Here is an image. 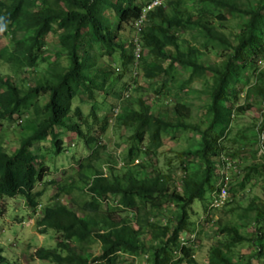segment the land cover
<instances>
[{
	"label": "trees",
	"instance_id": "obj_1",
	"mask_svg": "<svg viewBox=\"0 0 264 264\" xmlns=\"http://www.w3.org/2000/svg\"><path fill=\"white\" fill-rule=\"evenodd\" d=\"M151 2L0 0V34L15 36L12 43L0 47V62L16 66L18 77L27 75L21 83L33 85L22 87L0 77V218L6 213L7 202L18 197L37 212L44 194V189H37L41 185L55 186L60 196L68 197L76 207L47 206L36 220L43 233L50 231L57 236L56 249L40 248L33 253L31 258L41 264H122L124 259L143 261L147 254L148 264H198L194 249L182 248L178 237L182 232L195 231L196 202H204V210H208L207 197L220 180L216 172L221 158L235 161L243 150L237 142L243 145L248 140L244 132L249 128L239 129L240 141L236 137L232 139L236 145L227 144L231 143L228 134L237 129L232 126V117L244 115L259 102L264 104V68L259 65L264 61V0H166L138 24ZM228 19L240 22L238 34L222 30ZM190 29L196 32L192 35L198 42L184 43L181 49L179 33ZM19 34L21 39H16ZM133 37L143 40L145 48L138 59H134L130 46ZM51 41L59 49L54 59L47 52ZM211 52L218 53V61L208 66L202 62H207L204 57ZM108 62L109 67L105 66ZM111 62L120 63V73ZM41 63L47 65V71L36 79L34 73ZM134 66L138 70L135 79ZM243 74H248L245 83ZM127 76L134 79L139 92L146 93L128 99L115 118L114 112L121 107L117 84L125 82ZM250 78L253 82L249 84ZM197 81L203 89L193 88ZM240 84L248 87L245 103L238 106L240 92L231 88ZM165 97L174 102L170 113L162 111L165 102L160 98ZM185 97L200 102L204 120L191 122L194 107L185 103ZM251 97L259 101L250 104ZM73 101L90 106L89 114L83 117L78 107L71 115ZM18 118L34 126L29 129L24 125L20 138L15 139L17 149L8 152L6 138L11 140L8 132ZM78 120L85 124V132ZM114 120L134 131L126 154L129 162L120 175L113 169L105 173L99 164L105 147H99L97 136L107 134ZM172 131H190L201 139L196 149L181 155V161L185 165V159L196 157L206 168L204 174L200 169L190 174L180 186L170 175L147 173L149 156L158 151L152 146L143 148L145 134L151 145H156L171 137ZM257 131L263 147L264 123ZM74 134L89 154L75 157L72 173L61 181L47 182L50 170L46 162L53 154H69L77 145L65 147L64 138ZM46 142L50 145L40 147V153L34 155L35 144ZM261 151L264 155L263 148ZM136 159L139 164L134 166ZM260 170L251 167L237 175L245 176L246 183ZM169 203L178 210L176 215L163 212ZM253 212L257 214L256 241L260 245L257 254L264 257L263 212L252 202L237 216L245 226L243 219ZM159 213L168 220L167 227L151 222ZM206 218L233 243L226 251L211 248L208 264H234L232 249L245 242L238 226L223 225V219L214 220L213 215ZM96 246L101 250L98 256L93 252ZM1 255L0 262H4ZM258 256L252 255L246 264H253Z\"/></svg>",
	"mask_w": 264,
	"mask_h": 264
},
{
	"label": "rangeland",
	"instance_id": "obj_2",
	"mask_svg": "<svg viewBox=\"0 0 264 264\" xmlns=\"http://www.w3.org/2000/svg\"><path fill=\"white\" fill-rule=\"evenodd\" d=\"M241 2L242 0H237ZM245 1V0H244ZM193 7V6H191ZM196 9V7H195ZM238 20L235 19H228L226 22L222 24V30L224 32H231L233 31L234 34H238L240 32V22L238 23ZM191 30V29H190ZM192 31V32H191ZM184 33H179L180 36L178 38V46L182 49L184 47V43L188 44H195L198 42L194 38L193 35L196 34L195 31L191 30ZM181 32V31H180ZM194 33V34H193ZM193 34V35H192ZM22 34H19L16 36V39H21ZM131 37V36H130ZM129 37V39H131ZM13 39L15 40V36L10 37L8 34L4 35L3 33L0 34V47H5L12 43ZM197 41V42H196ZM54 42V41H53ZM49 48L47 50L49 57H52L54 59L56 53H58L59 49L53 46V43L49 44ZM189 47V45H186ZM57 57V56H56ZM204 59L207 62H202L208 66H213V62L218 61V53L211 52L210 54H207V57H204ZM204 60V61H205ZM110 61V60H108ZM201 61V59H200ZM64 62V61H63ZM211 64V65H210ZM110 65H113L112 62ZM109 67V62L107 65ZM117 72L120 73V63L116 64L115 66ZM16 66H9L7 64H4L0 62V77L1 78H7L11 81H13L16 84L23 86H31L32 84H29V82H22L27 75H20V71L17 69ZM47 71V65L45 63H41L36 73H34L36 79L38 77H42L44 73ZM248 74H251L250 72ZM243 74V83L248 79L247 75ZM186 77L185 79H188V74H184ZM124 83H131L132 79L127 76ZM168 85L170 86V82L168 80H165ZM253 82V79L250 78L249 84ZM135 85V84H134ZM247 84H240L237 85V87H232L231 90L233 91H239L240 92V98L238 102V106L243 105L245 103V96H246V88ZM171 88V87H169ZM194 89H203V86L200 84L199 81L196 82V84L193 85ZM129 90V89H128ZM127 90V91H128ZM125 90H123L124 92ZM139 86H136V88L129 91V97L127 99L135 100L139 98L140 93H146V91L139 92ZM243 91V92H242ZM121 93V95L123 94ZM174 93L171 94L170 98L173 96ZM125 96V100L120 101V99H123ZM120 97V105L121 110L122 107L125 106L127 103L126 95ZM160 100H164L165 102H169L168 105H165L162 111L170 113L169 108L173 106V101H171L168 97L160 98ZM192 101L190 97H185V103L192 105L194 108L192 109L191 113V122L192 123H199L201 122V119H205L203 116L205 111L202 108V106H198L200 102H190ZM257 99H254L253 97L250 98V104L256 103ZM161 102V101H160ZM202 103V102H201ZM262 102L257 103L254 107H252L250 110H248L244 115L242 116H234L232 117L233 122L232 126L237 129H233L232 133H229L228 137L231 140V143H227L229 145H236L233 143L232 139H235L238 137V140L240 141V137L242 135L240 130H246L244 134L248 136V140H246V143L243 145L240 144V142H237L238 146H241V152L237 156V163L240 167V170L245 171L247 168H261L259 171V174H254L253 178L244 183V177L242 176L238 177L237 175H231L232 178V184L235 185L234 189L230 192L231 197V203L230 205H227L225 208H223L222 212H213L214 220L217 218H222V224L225 225H236L238 226L239 232L242 234V236L245 238V242L242 244H237L233 247L232 251L235 255L234 257V264H246L249 258L252 255L258 256L257 253H259V243L256 241L257 238V223H255V220H257V214L255 212L249 213L246 219L244 220L245 226H242V220L238 219L237 215H240L244 209H247L249 205H251L252 202H254L257 209H260V211L264 214V155H261L260 149L262 147L261 137L258 136L257 127L261 126L264 123V104ZM162 105V104H161ZM80 108L83 117H86L89 114V108L90 106L82 103L73 101L71 104V115L75 111L76 108ZM156 111V109H155ZM172 111V110H171ZM35 115V114H34ZM103 115V114H101ZM77 120V117L74 118ZM17 119L14 126H12L8 132L9 137L11 140H7L6 138V149L8 152H14L18 147V142L15 139L20 138L22 134L23 126L25 125L26 128L31 129L34 125H27L25 123H21ZM79 122V120H78ZM80 126L82 127V130L85 132L87 129L85 127V124L82 122H79ZM152 126H155V123H152ZM248 132V133H247ZM172 136L167 137L165 139L161 140V143L156 145H151L150 138L148 137V134L144 135V144L143 148H147L148 146L154 147L158 153L155 156L150 155L149 159V165L147 167V173L154 174L155 177L159 174H167L172 176L173 181L175 182V185H182L184 180L190 177V174L195 173L196 170H203V174L206 172V168L204 165L200 162L199 159L196 157H191L188 159H185L187 170H184V163L181 161L183 158H181V155L183 153H186L188 150H194L200 145L201 139L194 134L193 132H185V131H178L174 132L172 131ZM98 134V133H97ZM134 135V131L124 126L122 123H118L116 120L113 121L111 124V129L107 134H104L101 138L100 134L97 136V140L99 142V147L104 146L105 150L101 151V162L99 163L104 167V172L109 173L110 169H113L116 174H121L122 171H124V167L122 166L123 162L124 164H128V146L131 143V139ZM240 135V136H239ZM122 136V138L120 137ZM76 134L74 135H66L64 138V145L73 147L74 145H77L74 148L69 149V154H63V156L57 157L53 154V156L49 157L48 164L46 162V165L49 167L50 173L47 176V182L49 181H55L59 182L61 181L62 177L68 176L72 172V163L74 162L73 159L75 157H83L87 156L89 154V151L85 146L83 142H79L76 139ZM237 140V141H238ZM45 145H50L49 142L39 144L36 143L35 147L33 149L34 155H37L40 153V147H45ZM95 146V145H94ZM146 152V151H145ZM75 153V154H74ZM67 155V156H64ZM254 155H256L254 157ZM126 162V163H125ZM36 166L39 165V162L37 161ZM246 174V173H245ZM190 179V178H189ZM188 179V181H189ZM200 180V179H199ZM215 183V181L213 180ZM232 185V186H233ZM243 185V187H242ZM242 188H238V187ZM38 191H41L44 189V194L41 196L40 200L38 201L39 204L42 205L43 209L47 206H57L59 203L58 199H60V193H58V190L55 186L50 185H41L38 188ZM209 200V197H207V201ZM7 200H4V204ZM69 201V198H66V203ZM204 202H196L194 204V209L196 213L197 223L199 224V230H202V233L199 234L197 239L198 245L200 244V248L197 250V263L198 264H206L208 260V255L210 253L211 247H219L226 251L230 248V246L233 244L232 239L228 237L227 234L221 233V231L218 229L217 224H214L212 222H208L207 218H205L204 212ZM71 205V204H70ZM69 205V206H70ZM208 205V203H207ZM72 209H74L73 205L70 206ZM235 212H231V211ZM163 212H167L168 215L171 213L169 210H163ZM209 215L210 211L208 212ZM35 213L31 210V208L25 203L24 198L18 197L17 199H12L7 202L6 206V213L0 220V253L2 254L1 257L6 260L4 262H0V264H41L37 260H33L31 257L33 253H35L36 250L40 248L44 249H56L57 245V238L56 235L53 232H46L43 233L41 229L37 228L36 224L33 222V216ZM162 216V215H160ZM249 219V220H248ZM248 220V221H247ZM36 222V220H35ZM25 223V225H22ZM263 230H264V220H262L261 223ZM215 226V227H214ZM253 241V242H252ZM93 252L95 255H99L101 250L99 247H95ZM122 264H148L147 261H141V260H131V259H124ZM253 264H264V257L258 256V258L253 259Z\"/></svg>",
	"mask_w": 264,
	"mask_h": 264
},
{
	"label": "clouds",
	"instance_id": "obj_3",
	"mask_svg": "<svg viewBox=\"0 0 264 264\" xmlns=\"http://www.w3.org/2000/svg\"><path fill=\"white\" fill-rule=\"evenodd\" d=\"M154 1V0H153ZM150 4H152V2L150 3ZM150 4H148L147 6H146V9H147V7L150 5ZM145 9V10H146ZM146 12V11H145ZM148 12H150V11H147L146 12V16H147V14H148ZM144 14V13H143ZM0 27H2V25H0ZM132 41V44L130 45L131 46V49H133L132 50V54H133V57H134V59H138V58H140V56L141 55H143V54H145V48H144V44H143V40H138L137 38H135V37H133V39L131 40ZM113 65H116V64H114V63H112ZM113 67H115V66H113ZM262 68H264V66L262 67ZM30 71H33V70H30ZM116 71H118V70H116ZM120 72V71H119ZM118 73V72H117ZM138 76V70H137V68L134 66V69H133V71H132V78H136ZM131 78V79H132ZM133 79V80H134ZM133 80H132V82L129 84H127V83H124V82H118V84H117V89H118V96L119 97H121L122 98V96H124V95H126V99L129 97V91L130 90H132L133 88L135 89L136 88V86H138L137 84H133ZM122 88H124L123 90H125L124 92L122 91ZM129 89V90H128ZM128 90V91H127ZM123 92V94L121 95V93ZM170 99V98H169ZM123 100H125V96H124V98L123 99H121V101H123ZM128 100V99H127ZM172 101V100H171ZM165 102V101H164ZM173 103V105H174V102H172ZM169 104V102L167 101V102H165V105H168ZM121 112V107H119V108H117L116 109V111L114 112V117L116 118L118 115H119V113ZM21 122V121H20ZM263 152L261 151V154H262ZM224 159H229V158H227V157H222L221 158V165L219 164V165H217L218 166V168H217V177H219V174H220V180L218 181V183H217V185H216V187H215V190H214V192H212L211 193V195H209L208 197H209V207H208V210L207 211H205L204 212V215H205V218L209 215L208 214V212L210 211V214L211 215H213V212H217V211H220V210H222L224 207H226L227 206V204L228 203H231V197H230V190H231V188H232V178H231V175L233 176V175H237V174H233L232 172L230 173V181H229V183H228V194H229V197H228V200H227V202L221 207V208H215L214 207V198H215V196L216 195H218V193H220V189H221V187H222V178H221V172H222V170H223V165H224ZM231 160V159H230ZM235 160H237V158L235 159ZM126 163V162H125ZM123 165L122 166H125V164H124V162L122 163ZM127 164V163H126ZM139 164V160H133L132 161V165H134V166H136V165H138ZM238 176V175H237ZM66 198H68V197H60V199H58V201H59V203L57 204V206H59V205H63V204H71V202H69V201H67V203H66ZM72 205H73V203H72ZM71 206V205H70ZM74 206V205H73ZM75 207V206H74ZM76 208V207H75ZM164 209L163 210H169V212L171 213H175L174 215H176V213H177V209H176V207H175V205L174 204H171V203H169V204H167L166 206L164 205V207H163ZM43 207H42V205L41 204H39V207H38V210H37V212H33V213H35V215L33 216L34 218H33V222L36 224V222H35V220H37L41 215H42V212H43ZM195 210V209H194ZM161 214L159 213V215L157 214V216L156 217H152L151 218V222H159V224H160V226H162V227H167L168 226V220L166 219V218H164L163 216H160ZM197 217V216H196ZM0 220H1V218H0ZM22 225H25V223H23ZM198 231H200L199 230V224L198 225H196L195 226V231L193 232V233H187V232H182L180 235H179V237H178V241H179V243H180V245H181V247L182 248H189V247H192L193 249H194V255H193V258L197 261V256H196V254H197V250L200 248V244L198 245V241H197V239L199 240V238H198V236H199V233H198ZM57 237V236H56ZM211 248H213V247H211ZM176 256L177 257H179L180 256V253L177 251L176 252ZM131 258V257H130ZM148 259H149V255L147 254V255H145L144 256V260L143 261H148ZM135 260V259H134ZM208 260H209V258H208ZM208 260H207V263L206 264H208ZM148 263V262H147ZM183 264H186V263H183Z\"/></svg>",
	"mask_w": 264,
	"mask_h": 264
},
{
	"label": "built area",
	"instance_id": "obj_4",
	"mask_svg": "<svg viewBox=\"0 0 264 264\" xmlns=\"http://www.w3.org/2000/svg\"><path fill=\"white\" fill-rule=\"evenodd\" d=\"M166 0H154L152 4H150L147 9V11H151L157 7H160L164 4ZM146 12H144L143 16L139 20L138 24H143V22L146 20ZM260 67L264 66V61L259 62ZM224 165L223 170L221 172V178H222V187L220 189V193L215 196L214 198V207L215 208H221L228 200L229 194H228V183L230 181V173L233 172L235 174H240L238 161H231L230 159H224Z\"/></svg>",
	"mask_w": 264,
	"mask_h": 264
}]
</instances>
